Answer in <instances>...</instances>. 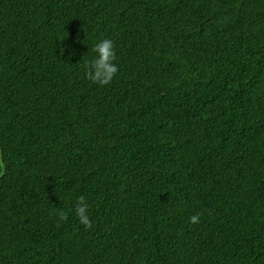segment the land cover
I'll return each mask as SVG.
<instances>
[{
  "label": "trees",
  "instance_id": "obj_1",
  "mask_svg": "<svg viewBox=\"0 0 264 264\" xmlns=\"http://www.w3.org/2000/svg\"><path fill=\"white\" fill-rule=\"evenodd\" d=\"M0 163V264H264V0H0Z\"/></svg>",
  "mask_w": 264,
  "mask_h": 264
},
{
  "label": "clouds",
  "instance_id": "obj_2",
  "mask_svg": "<svg viewBox=\"0 0 264 264\" xmlns=\"http://www.w3.org/2000/svg\"><path fill=\"white\" fill-rule=\"evenodd\" d=\"M92 52L94 56L85 61V69L87 78L97 86L103 87L109 85L113 78L118 73V66L115 63L116 59V46L113 40L104 38L100 39L93 44ZM4 167L3 163H0V170ZM90 205L86 200V197L81 195L77 198L74 211L80 224L86 228L92 227V220L90 218ZM60 219L66 220L68 218V212L60 211ZM201 219L200 213H196L190 217V223H199Z\"/></svg>",
  "mask_w": 264,
  "mask_h": 264
}]
</instances>
